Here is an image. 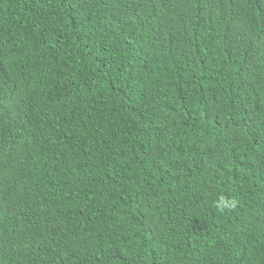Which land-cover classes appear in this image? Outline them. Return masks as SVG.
<instances>
[{
    "label": "trees",
    "instance_id": "trees-1",
    "mask_svg": "<svg viewBox=\"0 0 264 264\" xmlns=\"http://www.w3.org/2000/svg\"><path fill=\"white\" fill-rule=\"evenodd\" d=\"M0 264H264V0H0Z\"/></svg>",
    "mask_w": 264,
    "mask_h": 264
},
{
    "label": "clouds",
    "instance_id": "clouds-1",
    "mask_svg": "<svg viewBox=\"0 0 264 264\" xmlns=\"http://www.w3.org/2000/svg\"><path fill=\"white\" fill-rule=\"evenodd\" d=\"M213 203H214V207L216 208V210L221 213L235 209L236 204H237L235 199H229L223 196H221L219 199H217Z\"/></svg>",
    "mask_w": 264,
    "mask_h": 264
}]
</instances>
